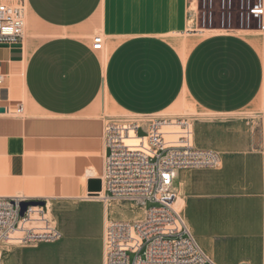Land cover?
I'll return each mask as SVG.
<instances>
[{
  "label": "crops",
  "instance_id": "crops-1",
  "mask_svg": "<svg viewBox=\"0 0 264 264\" xmlns=\"http://www.w3.org/2000/svg\"><path fill=\"white\" fill-rule=\"evenodd\" d=\"M205 1L24 0L22 39L0 43V197L81 210L95 203L80 198L100 179L107 119L189 108L194 147L220 165L177 171L179 213L215 264H264V31L188 28L189 4L196 18ZM114 203L109 213L133 204ZM110 220L101 242L82 225L66 235V264H103Z\"/></svg>",
  "mask_w": 264,
  "mask_h": 264
},
{
  "label": "built area",
  "instance_id": "built-area-1",
  "mask_svg": "<svg viewBox=\"0 0 264 264\" xmlns=\"http://www.w3.org/2000/svg\"><path fill=\"white\" fill-rule=\"evenodd\" d=\"M238 2L236 12L241 29L263 32L264 0ZM211 4L207 0L203 2V8L210 9ZM218 5L223 26L230 20L232 0H220ZM205 10L203 24L206 20L211 24V13ZM251 24L255 28L250 29ZM24 29V0H0V43L18 42ZM102 44V36L95 35L91 49L100 51ZM8 114L21 117L23 106L18 105ZM140 130L143 135H138ZM103 145L106 149L100 178L103 199L140 203L144 209L141 220L105 223L103 264H215L199 248L184 219L174 208L173 183L178 170L220 165L215 152L194 147L192 118L137 116L107 119ZM22 203L36 205H28L21 216ZM149 203L158 206L146 208ZM60 237L49 217L45 199L0 197V246L52 243Z\"/></svg>",
  "mask_w": 264,
  "mask_h": 264
},
{
  "label": "bare ground",
  "instance_id": "bare-ground-1",
  "mask_svg": "<svg viewBox=\"0 0 264 264\" xmlns=\"http://www.w3.org/2000/svg\"><path fill=\"white\" fill-rule=\"evenodd\" d=\"M194 6H195L194 2H191L189 4L190 12L195 11L194 9L196 7L194 8ZM209 33L218 34L219 32L216 30H211ZM234 33L245 35L250 32L245 30H235ZM80 200L95 202L98 203V205H93L95 203H91L88 205H84L81 208V210L76 211L69 204H57L54 203L52 199L48 201V205H47L48 213L51 217L53 215V217L56 219L57 227L59 228L63 236L68 235L67 237H69L70 235H72L76 227H78L79 225L86 227L87 230L86 233L90 237L97 236V234L100 233L99 225L101 220H103L104 215H105V219L111 214L112 216H116L117 219L120 220H130V219L141 220L144 217L143 205L140 203L132 204L129 206L121 205V207L119 208L114 207L115 209H113L112 213H109L107 208L110 206L109 204L110 202L103 199L102 192L96 194L93 197L80 198ZM179 205L181 204L177 199L174 203V206H179ZM129 214H132V216ZM65 254H66L65 249L62 246H57V247L40 246L38 248L31 250H17L16 252L13 253L15 258L17 257V260L19 261L20 264H34L35 262L38 264H66L64 257Z\"/></svg>",
  "mask_w": 264,
  "mask_h": 264
},
{
  "label": "rangeland",
  "instance_id": "rangeland-1",
  "mask_svg": "<svg viewBox=\"0 0 264 264\" xmlns=\"http://www.w3.org/2000/svg\"><path fill=\"white\" fill-rule=\"evenodd\" d=\"M214 3V6L213 7V11H212V20H211V24H209L206 20V23L203 24V11L205 10L203 8V2H201V7H200V10L198 12V15L196 16L195 18V13H196V9H194L195 11L192 12V17L188 23V28H194L195 24L199 27V28H202V29H226V30H247V29H241L240 25H239V16H238V13L236 12V10L238 9V4L239 2H232V9L230 11V20L229 22L228 21H225V24L223 26H221V12L219 10V2H213ZM195 8V6H194ZM210 9H206L205 11H207L208 13L210 12L209 11ZM26 14V12H25ZM193 22V23H192ZM25 26H26V21H25ZM251 28H255L254 25L251 24L250 26V29ZM26 30V28H25ZM210 34V33H209ZM248 34H251V33H248ZM248 34H245V35H248ZM264 36V34H262ZM194 114V111H192L191 109L189 108H185L183 111L180 112V115L181 116H189L192 118L193 120V115ZM155 118H161V117H155ZM138 135H143V132L140 130L138 132ZM102 176V172L100 174ZM87 197H93V195H90V194H87L85 196V198ZM178 198L175 199V201L177 200ZM48 203V201L50 199H45ZM179 200V199H178ZM174 201V202H175ZM180 202V201H179ZM67 203H70L72 204L71 202H62L61 204H67ZM75 204H78L75 203ZM110 205H116V203H109ZM108 204V205H109ZM105 206V205H104ZM155 206H158L157 204H147L146 205V208H150V207H155ZM73 209H76V207H72ZM174 208L176 209L177 212H179V206H174ZM127 210V209H125ZM49 214V213H48ZM180 214V213H179ZM132 216V214H129ZM49 217L52 219L53 221V224L55 226V228L59 231L60 233V230L59 228L57 227V221L56 219L52 218L50 215ZM113 218V217H112ZM103 220H105V215H104V218ZM185 222V221H184ZM102 226H103V221L101 222V233H100V237H99V240L101 242V238H102ZM81 232V230H76L74 232V236H71L69 237L71 240L73 239H77L79 237V233ZM61 234V233H60ZM67 237L66 236H63L60 237L57 241L55 242H52V243H41V244H34V245H17V244H14V245H7V246H0V264H20L19 261L17 260V257L15 258V256L13 255L14 252H16L17 250H31V249H35V248H38L40 246H45V247H57V246H61L62 243L64 241H66ZM70 248V247H69ZM68 249V248H67ZM130 258L132 259L133 256H130ZM34 264H38V263H34Z\"/></svg>",
  "mask_w": 264,
  "mask_h": 264
},
{
  "label": "water",
  "instance_id": "water-1",
  "mask_svg": "<svg viewBox=\"0 0 264 264\" xmlns=\"http://www.w3.org/2000/svg\"><path fill=\"white\" fill-rule=\"evenodd\" d=\"M0 113H4V109H0ZM87 192L90 195L95 196L96 194H99L101 192V180L95 179V180H89L87 182ZM172 201V198L167 200L168 203ZM42 204V203H40ZM28 205H36V203H22L21 206V216L25 212V209Z\"/></svg>",
  "mask_w": 264,
  "mask_h": 264
}]
</instances>
